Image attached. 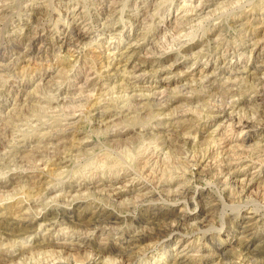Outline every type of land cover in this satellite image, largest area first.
I'll return each mask as SVG.
<instances>
[{
	"label": "rangeland",
	"instance_id": "1",
	"mask_svg": "<svg viewBox=\"0 0 264 264\" xmlns=\"http://www.w3.org/2000/svg\"><path fill=\"white\" fill-rule=\"evenodd\" d=\"M260 83L264 0H0V264H264Z\"/></svg>",
	"mask_w": 264,
	"mask_h": 264
},
{
	"label": "bare ground",
	"instance_id": "2",
	"mask_svg": "<svg viewBox=\"0 0 264 264\" xmlns=\"http://www.w3.org/2000/svg\"><path fill=\"white\" fill-rule=\"evenodd\" d=\"M204 5H205V4H204ZM197 8H198V7H197ZM203 8H204V7H203ZM259 50H260V46H258V45H254V46H253V49H252L251 52H253V53H254V52H258ZM262 51H263V50H262ZM252 55H253V54L251 53V56H252ZM259 85L261 86V87H260L261 90L264 89V85H262V83H260ZM261 93H262V92H261ZM262 97H263V96H262ZM225 111H226V110H225ZM225 111L223 110V112H225ZM105 115H106V112H105V113H100L98 116H100V118H102V117L104 118ZM227 116H228V115H227ZM228 118H232V115H229ZM245 120H246V121H243V118H241V117L237 119V121L239 122L238 124H242V123H248V122H250V120H248V119H245ZM248 124H249V123H248ZM231 125H232V122H231ZM231 125H230V126H231ZM233 125H234V124H233ZM245 125H246V124H245ZM242 126H243V125H242ZM170 140H171V138H170ZM176 141H177V138H176ZM176 141H174V142H176ZM172 142H173V141H171V143H172ZM174 142H173V143H174ZM157 155H158V154H157ZM224 156H225V155H224ZM235 156H236V155H235ZM229 157H233V156L231 155V156H229ZM151 158H152V157H151ZM151 158H150V159H151ZM144 168H145V167H144ZM155 173H156V172H154V174H155ZM156 176H157V175H156ZM156 176H155V178H157ZM159 178H160V177H159ZM159 181H162V177L160 178ZM15 207H16V206H15ZM6 217H7V216H6ZM27 219H28V218H27ZM138 240H139V239H138Z\"/></svg>",
	"mask_w": 264,
	"mask_h": 264
}]
</instances>
